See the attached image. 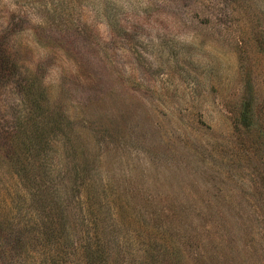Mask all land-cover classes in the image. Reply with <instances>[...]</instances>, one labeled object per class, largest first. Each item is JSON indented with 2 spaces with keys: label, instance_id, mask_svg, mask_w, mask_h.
I'll return each instance as SVG.
<instances>
[{
  "label": "rangeland",
  "instance_id": "rangeland-1",
  "mask_svg": "<svg viewBox=\"0 0 264 264\" xmlns=\"http://www.w3.org/2000/svg\"><path fill=\"white\" fill-rule=\"evenodd\" d=\"M89 242L264 264V0H0V264Z\"/></svg>",
  "mask_w": 264,
  "mask_h": 264
},
{
  "label": "trees",
  "instance_id": "trees-1",
  "mask_svg": "<svg viewBox=\"0 0 264 264\" xmlns=\"http://www.w3.org/2000/svg\"><path fill=\"white\" fill-rule=\"evenodd\" d=\"M238 120L240 122V124L246 128V129H249L250 126L253 125V114H252V110H251V106L246 102L243 104V106L240 108V111H239V116H238ZM42 215L44 217L48 216L49 218L46 219V220H43V216L41 218L42 222H43V230L46 234L48 235H52V232L53 230H55L54 227L56 226H53V223L54 221H52L53 219L50 218V215L46 213V215H44V212L42 213ZM55 217V223L54 224H58L59 223V215L58 213H55L54 216ZM65 225H66V222L64 223V220L61 222V225L59 226L61 229L57 228L54 233H57L58 231H62L65 229ZM65 233V232H63ZM97 236V235H96ZM69 243L71 244H74L76 246V242H72V240H69ZM96 241H99V240H96ZM95 242L92 243V245L90 244L89 242V245L86 244L85 245V260H84V264H100L101 261H104V256H105V251L99 247L98 245V242H96V244H94ZM70 244V245H71ZM93 244L95 246H93ZM73 246V245H71Z\"/></svg>",
  "mask_w": 264,
  "mask_h": 264
}]
</instances>
